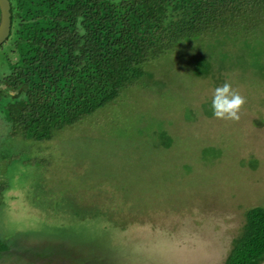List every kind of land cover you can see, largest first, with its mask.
<instances>
[{
  "label": "rangeland",
  "instance_id": "obj_1",
  "mask_svg": "<svg viewBox=\"0 0 264 264\" xmlns=\"http://www.w3.org/2000/svg\"><path fill=\"white\" fill-rule=\"evenodd\" d=\"M234 48L206 79L195 50L171 51L165 77L49 139L0 129V264H238L246 211L264 208V27ZM226 82L246 101L238 121L213 114Z\"/></svg>",
  "mask_w": 264,
  "mask_h": 264
},
{
  "label": "trees",
  "instance_id": "obj_2",
  "mask_svg": "<svg viewBox=\"0 0 264 264\" xmlns=\"http://www.w3.org/2000/svg\"><path fill=\"white\" fill-rule=\"evenodd\" d=\"M8 3L7 69L0 73L4 138L49 139L56 130L126 90L146 87L145 76L159 72L165 77L158 70L160 60L171 51L182 49L190 54L189 50H195L197 57L189 70L206 79L214 72L213 60L222 68L229 44L234 48L238 41L255 39L258 29L264 27V0ZM203 83L210 85L206 80ZM246 214L244 236L237 245L243 258L237 262L260 264L264 258V208L254 206ZM6 250L9 247L0 239V256ZM80 254L82 261L90 255ZM77 258L65 257L71 264H79Z\"/></svg>",
  "mask_w": 264,
  "mask_h": 264
},
{
  "label": "clouds",
  "instance_id": "obj_3",
  "mask_svg": "<svg viewBox=\"0 0 264 264\" xmlns=\"http://www.w3.org/2000/svg\"><path fill=\"white\" fill-rule=\"evenodd\" d=\"M245 102V98L226 82L214 90L213 114L217 119L238 121L240 118L238 112Z\"/></svg>",
  "mask_w": 264,
  "mask_h": 264
},
{
  "label": "water",
  "instance_id": "obj_4",
  "mask_svg": "<svg viewBox=\"0 0 264 264\" xmlns=\"http://www.w3.org/2000/svg\"><path fill=\"white\" fill-rule=\"evenodd\" d=\"M9 29V3L0 0V43L7 37Z\"/></svg>",
  "mask_w": 264,
  "mask_h": 264
}]
</instances>
